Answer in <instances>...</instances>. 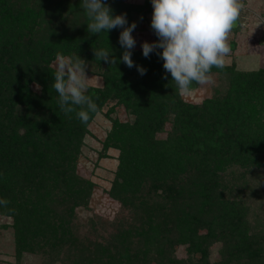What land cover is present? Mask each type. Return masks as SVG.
<instances>
[{"label":"trees","instance_id":"trees-1","mask_svg":"<svg viewBox=\"0 0 264 264\" xmlns=\"http://www.w3.org/2000/svg\"><path fill=\"white\" fill-rule=\"evenodd\" d=\"M18 1L0 0V51L8 60L0 80V200L8 203L0 204V214L12 219L18 252L38 245L60 264H264V225L217 188L220 171L258 157L244 143L235 144L237 134L231 138L239 124L228 100L240 92L246 95L249 131L264 151V78L230 70L228 99L208 100L206 110L188 106L155 52L145 58L131 50L134 67L128 68L118 43L123 29L89 33L80 1ZM110 8L113 16L125 14L130 25L131 6ZM100 48L109 49L116 64L97 60L93 50ZM58 51L100 70L101 87L86 93L98 109L116 100L134 115L131 124L114 120L103 144L119 152L110 195L130 211L128 219H113L108 230L105 221L98 229L96 219H89L92 231L82 234L74 221V209L87 207L91 184L75 174L69 164L74 155L62 140L81 139L95 113L84 124L75 112L60 110L49 67ZM31 83L39 84L42 96L31 91ZM166 107L176 133L160 140L155 134L163 130L159 118ZM244 137L252 139L249 133ZM213 217L221 221L210 222ZM200 226L207 229L203 236L194 232ZM187 240V258L178 259L174 249ZM214 243L218 258L210 261Z\"/></svg>","mask_w":264,"mask_h":264},{"label":"rangeland","instance_id":"rangeland-1","mask_svg":"<svg viewBox=\"0 0 264 264\" xmlns=\"http://www.w3.org/2000/svg\"><path fill=\"white\" fill-rule=\"evenodd\" d=\"M67 1L72 4L80 1L79 3L81 4V0ZM18 2L16 0V3ZM29 3L31 4L32 0ZM242 3L244 7L240 12V16L235 21L234 28L228 34V43L231 50L225 57V66L222 69L214 68L211 71V83L196 84L191 95H178L182 103L206 110V101L213 100V98L218 100L221 98L228 99L229 96L226 90L229 85V76L227 72L230 70L247 73L250 77L249 75L246 77L249 78L257 74H259L258 77L264 78V0H242ZM107 4L109 7L112 5L131 6L133 11L130 14V25L132 23L136 24V28L131 33L136 41L133 51H142L141 44L144 42H155L154 32L150 27L152 14L150 0H107ZM139 7L140 9H138ZM79 9L82 13L83 9L81 7ZM74 16L75 11H70V17L74 19L76 18ZM80 20L81 22L83 21L82 19ZM4 25L8 27L9 24L4 23ZM7 62L6 53L0 51V80L7 74ZM54 62L55 58L49 62V67L55 72ZM86 76L92 78L89 87H101L102 77L100 70L95 65L90 66L87 64ZM249 78L244 79L248 80ZM30 87L32 92L41 95L43 90L39 84L31 83ZM238 96L239 98H237ZM245 99V93L240 92L236 97L228 100V104L236 111L237 117L234 123L235 125L239 124L235 131V127H232L231 138L234 141L238 135L240 138L235 144L237 142L244 143L258 157H256L257 160L252 159L249 162L232 163L223 171H220L218 175L221 180L217 188L223 191V196L228 201H235L249 207L250 218H256V221L264 225V151L262 152L263 147L259 150L261 142L259 143L249 131L251 125L248 124V117L245 114L246 106L244 107L243 105ZM200 112L197 115L202 114L204 111ZM162 114L159 119H161L163 130L155 134V137L160 140L171 135L172 131L174 135L177 127L174 124L173 113L169 107H166ZM133 119L134 115L126 109L124 104H118L116 100L108 99L101 104L98 113H95L87 124L86 131L81 139H71L72 142L69 144L64 139L62 140L64 145L74 155V159L69 164L74 165L75 174L88 184H91L87 207L74 209V221L82 234L92 231V228L89 227V219H96L98 229L101 226L98 224L99 221H105L103 226L108 230L110 229L109 224L113 222V219L120 217H123V219L129 218L130 211L124 209L120 201L110 195L119 152L112 147L104 149L103 144L114 120L119 123L126 122L131 124ZM219 128L221 131H226V127L223 125L219 126ZM246 133H249L252 138L249 141L244 137ZM210 219H212L210 222L214 223L221 221L218 217ZM206 230V227L200 226L194 232L199 236H203L206 234ZM32 236L30 235L29 237ZM190 246L192 244L189 240L183 244H178L174 249V256L178 259H186L191 249ZM218 246L219 243H214L209 248L208 259L210 261L218 258ZM48 251L49 249L46 250V255H44L42 247L35 245L33 251L27 252L23 250L19 253L15 232L12 227V219L9 216L0 214V264H60L57 260L52 261L53 256L47 254Z\"/></svg>","mask_w":264,"mask_h":264},{"label":"clouds","instance_id":"clouds-1","mask_svg":"<svg viewBox=\"0 0 264 264\" xmlns=\"http://www.w3.org/2000/svg\"><path fill=\"white\" fill-rule=\"evenodd\" d=\"M152 6L150 27L157 41L141 44L142 55H156L163 61V69L175 83L177 94L188 96L194 91L193 84L211 83L213 67L222 69L225 57L230 53L228 34L244 7L242 0H150ZM80 7L87 17V31L91 34L123 29L118 43L125 51L121 60L134 67L131 50L136 41L131 33L136 24L128 25L126 15H112L107 0H81ZM128 25V26H126ZM157 49L161 51L156 52ZM99 61L116 64L109 49L93 50ZM55 73L52 87L58 94L60 110L69 115L76 113L81 123L86 124L90 113H98V106L86 95L92 78L86 76V62L75 55L55 54ZM137 67L140 75L146 69ZM167 79V76L163 77ZM6 200L0 204L6 205Z\"/></svg>","mask_w":264,"mask_h":264},{"label":"water","instance_id":"water-1","mask_svg":"<svg viewBox=\"0 0 264 264\" xmlns=\"http://www.w3.org/2000/svg\"><path fill=\"white\" fill-rule=\"evenodd\" d=\"M235 26V21L233 22V27Z\"/></svg>","mask_w":264,"mask_h":264}]
</instances>
